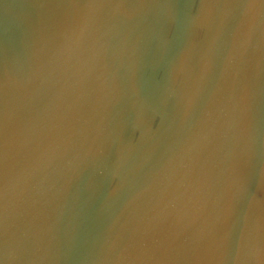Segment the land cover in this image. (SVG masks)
<instances>
[{
	"label": "water",
	"instance_id": "1",
	"mask_svg": "<svg viewBox=\"0 0 264 264\" xmlns=\"http://www.w3.org/2000/svg\"><path fill=\"white\" fill-rule=\"evenodd\" d=\"M247 3L0 0V264H264Z\"/></svg>",
	"mask_w": 264,
	"mask_h": 264
},
{
	"label": "snow or ice",
	"instance_id": "2",
	"mask_svg": "<svg viewBox=\"0 0 264 264\" xmlns=\"http://www.w3.org/2000/svg\"><path fill=\"white\" fill-rule=\"evenodd\" d=\"M264 5V0H261ZM252 6L251 0L245 5L247 9ZM264 14V12H262ZM5 102L3 96H0V172L6 174L8 162V138H7V123L5 118ZM6 188L2 180H0V232L6 234Z\"/></svg>",
	"mask_w": 264,
	"mask_h": 264
}]
</instances>
